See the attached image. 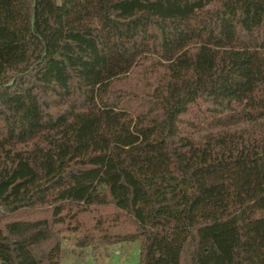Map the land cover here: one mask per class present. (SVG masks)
<instances>
[{
	"label": "trees",
	"instance_id": "obj_1",
	"mask_svg": "<svg viewBox=\"0 0 264 264\" xmlns=\"http://www.w3.org/2000/svg\"><path fill=\"white\" fill-rule=\"evenodd\" d=\"M64 228L264 264V0H0V264H61Z\"/></svg>",
	"mask_w": 264,
	"mask_h": 264
},
{
	"label": "rangeland",
	"instance_id": "obj_2",
	"mask_svg": "<svg viewBox=\"0 0 264 264\" xmlns=\"http://www.w3.org/2000/svg\"><path fill=\"white\" fill-rule=\"evenodd\" d=\"M128 81L129 84L135 83L136 79ZM185 123H181L183 130H193L195 128L205 129L236 122L235 114L220 117L206 113L203 105L193 106L188 113L183 116ZM96 210L81 214L82 224L88 228H93L95 224ZM101 211V209H100ZM105 213L109 209L103 210ZM30 214V213H29ZM26 214L24 216L43 215V212L36 214ZM92 237H87L83 231H73L72 228L60 233L62 244L61 264H139L141 255V242H122L116 244H106L100 240L101 233L93 231ZM84 243L85 245H83Z\"/></svg>",
	"mask_w": 264,
	"mask_h": 264
}]
</instances>
